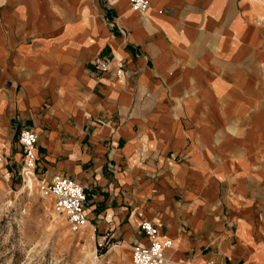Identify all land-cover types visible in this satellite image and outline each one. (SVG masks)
Wrapping results in <instances>:
<instances>
[{
	"label": "crops",
	"instance_id": "0c3cea01",
	"mask_svg": "<svg viewBox=\"0 0 264 264\" xmlns=\"http://www.w3.org/2000/svg\"><path fill=\"white\" fill-rule=\"evenodd\" d=\"M147 2L0 0L5 165L29 129L36 181L82 186L94 241L146 247L150 222L173 264H264V0Z\"/></svg>",
	"mask_w": 264,
	"mask_h": 264
},
{
	"label": "rangeland",
	"instance_id": "374dc122",
	"mask_svg": "<svg viewBox=\"0 0 264 264\" xmlns=\"http://www.w3.org/2000/svg\"><path fill=\"white\" fill-rule=\"evenodd\" d=\"M7 141L15 143V135L0 126V264H131V250L118 239L72 232L36 180L22 189L19 167L5 165Z\"/></svg>",
	"mask_w": 264,
	"mask_h": 264
},
{
	"label": "built area",
	"instance_id": "2783aa9c",
	"mask_svg": "<svg viewBox=\"0 0 264 264\" xmlns=\"http://www.w3.org/2000/svg\"><path fill=\"white\" fill-rule=\"evenodd\" d=\"M127 2L130 10L139 15H144L149 7L147 0H127ZM111 60L96 58L91 65L99 74H111L119 78L123 73V64L115 62L112 65ZM17 143L21 152L18 177L21 188L25 189L29 188L31 183L36 180V135L29 129L21 128L17 134ZM1 163L2 158H0ZM41 190L53 199L55 211L64 216V220L72 232L86 228L88 224L84 213L86 196L80 184L70 178L53 177L49 183L41 185ZM140 230L149 245L146 247L137 246L131 250V264H173L164 255L165 251L171 248V242L159 243L156 228L150 222H143L140 225Z\"/></svg>",
	"mask_w": 264,
	"mask_h": 264
}]
</instances>
